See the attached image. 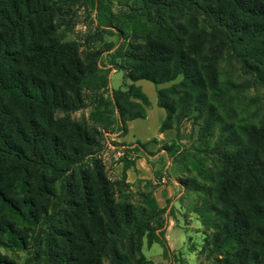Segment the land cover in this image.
Segmentation results:
<instances>
[{"label": "trees", "instance_id": "trees-1", "mask_svg": "<svg viewBox=\"0 0 264 264\" xmlns=\"http://www.w3.org/2000/svg\"><path fill=\"white\" fill-rule=\"evenodd\" d=\"M112 3L0 0V249L23 264H154L142 253L153 244L168 254L151 182L134 193L130 162L112 179L101 157L107 134L145 118L144 80L165 113L159 132L175 133L161 149L197 199L201 252L264 264V0ZM78 8L93 16L83 44L65 39ZM104 34L117 42L91 46ZM111 70L122 89H108ZM0 264L15 262L0 252Z\"/></svg>", "mask_w": 264, "mask_h": 264}, {"label": "rangeland", "instance_id": "rangeland-1", "mask_svg": "<svg viewBox=\"0 0 264 264\" xmlns=\"http://www.w3.org/2000/svg\"><path fill=\"white\" fill-rule=\"evenodd\" d=\"M119 1L121 0H112L114 11L120 8ZM88 14L89 10L85 8H78L76 10V24L74 25L71 33L66 34L65 39L78 41L80 44H83L82 40L85 32L87 30L92 31L94 28L93 16ZM105 42L116 43L117 37L115 35L104 34L102 42H95L91 44V46L94 48H101ZM102 58H105V55H103ZM112 71L113 70H111L108 75V89H122V85L125 81L123 73L121 71ZM142 87L144 89V94L148 96L149 90H147L146 87L153 89L154 85L146 81L142 82ZM84 113H86V111ZM75 116H78V113ZM181 131L183 136L188 134V122L183 123ZM183 144L186 145L187 142H183ZM103 154L104 153H101V157ZM113 162V159L108 160V158H106L105 160L108 174L112 179L119 176L118 173H114L112 170ZM166 175L167 178H171L176 181L175 184H173L171 180H168L169 182L166 180L168 182V186L172 188V196L177 195L182 190L180 197H178V204L176 207H171L168 212L164 211L166 228L168 226L167 221H170L171 223V228H167L166 233L168 241L165 238L169 251L168 254L164 255L160 245L153 244L150 248H147L144 245L142 248L143 255L152 260L154 264H215L212 259L206 258V254L204 252H201L204 240V231L195 215L191 213V206L197 202V199L193 194L189 193L185 189V185L183 184L184 178L182 175L175 173L173 169L171 172L169 171V173H166ZM138 189H144V186L136 184L131 188V191L135 193ZM157 198L161 200L159 196ZM170 247L173 248V251H170ZM0 252L6 254L15 262V264H23L26 258L25 253L21 251H6L0 249Z\"/></svg>", "mask_w": 264, "mask_h": 264}, {"label": "crops", "instance_id": "crops-1", "mask_svg": "<svg viewBox=\"0 0 264 264\" xmlns=\"http://www.w3.org/2000/svg\"><path fill=\"white\" fill-rule=\"evenodd\" d=\"M142 82L146 81L139 80L135 82V85L139 86L144 93ZM146 88L149 90V95H145L149 105L145 108V118L127 121L124 135H119L117 131L107 134L102 157L104 164H106V158L108 160L113 159L112 170L119 175L122 171L120 160L125 158L127 162H130L125 171L126 182L132 188L137 184V181H150L159 207L168 212L171 207H176L178 204V197H180L182 190L177 195L172 196V188L168 186V180H171L173 184L176 181L167 178L166 173L171 172L172 166L170 159L161 148L172 142L175 133L173 130L159 132V126L165 117V113L163 109L157 106L155 86L153 89ZM137 144H140L144 151ZM135 148L138 151H134ZM158 196L161 200L157 198ZM167 222L169 229L171 223L170 221ZM167 228L164 236L168 241ZM170 251H173L172 247H170Z\"/></svg>", "mask_w": 264, "mask_h": 264}]
</instances>
